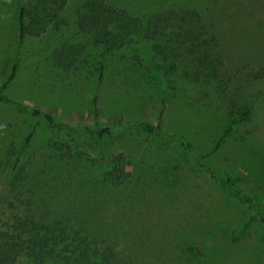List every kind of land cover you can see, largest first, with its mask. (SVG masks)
I'll return each mask as SVG.
<instances>
[{"label":"rangeland","instance_id":"obj_1","mask_svg":"<svg viewBox=\"0 0 264 264\" xmlns=\"http://www.w3.org/2000/svg\"><path fill=\"white\" fill-rule=\"evenodd\" d=\"M85 1L68 0L62 14L67 25L60 32L26 39L9 95L75 125L88 124L94 98L102 124L160 123L183 136L214 173L229 175L243 196L264 198V0H106L113 7H127L143 21L172 8L195 9L205 28L200 38L205 45L192 53L184 28L180 31L186 39L180 44L134 37L108 55L100 86L97 51L75 26L74 9ZM18 7L19 0H0V64L11 61L15 52ZM62 42L83 48L67 74L48 60ZM158 44L167 47L176 63L169 81L173 91L163 92L149 74L161 63L153 48ZM134 52L143 67L128 59ZM5 76L1 67L0 84ZM232 108L236 115L244 109L247 114L223 137ZM29 134L30 146L21 156L27 179L13 191L5 185L14 162L7 148L13 144L18 152ZM50 135L44 125L0 105V213L13 209L45 225L65 216L70 226L105 228L108 241H118L114 246L106 243L114 247L112 264H264V235L257 223L247 224L250 212L244 201L226 195L207 175L193 172L177 139L171 148L144 135L102 146L89 141V153L103 148L121 154L130 165L129 183L106 188L100 187L96 166L59 164L45 149ZM166 167L177 168L174 181L164 175ZM58 173L73 181L71 194L57 181ZM79 185L88 193H79ZM83 209L88 212L84 218L78 216ZM136 229L139 233L132 235Z\"/></svg>","mask_w":264,"mask_h":264},{"label":"trees","instance_id":"obj_2","mask_svg":"<svg viewBox=\"0 0 264 264\" xmlns=\"http://www.w3.org/2000/svg\"><path fill=\"white\" fill-rule=\"evenodd\" d=\"M67 3L68 0H19L15 52L11 61L0 64V68L2 67L6 72L0 84V105L31 118L36 124L44 125L50 130L51 135L46 139L45 149L58 160L59 164L68 167L71 165L70 162H75L84 166H96L101 171L100 187L125 186L131 179L128 170L130 165L121 154H109L103 148L95 154L89 153L85 148L89 141L94 140L102 146L104 142H117L144 135L150 137L158 146L171 148L177 139L179 146L189 157L191 170L207 175L213 182L218 183L229 197L243 200L250 212L247 224L257 223L264 235V198L243 196L229 175L214 173L203 162V157L195 154L188 141L175 131L165 129L160 123L152 124L141 120L120 122L116 125L102 124L96 98L93 100L92 116L88 124L75 125L66 120L56 121L50 111L27 105L9 95L11 85L20 70L24 42L27 38H40L50 30L54 33L60 32L67 25L62 16ZM74 14L77 31L87 35L97 51L98 86L105 77L108 55L130 44L134 37L141 36L149 41L162 37L167 42L172 43L176 40V43L180 44L186 39L180 31L184 28L189 36L187 42L190 51L194 47L202 48L205 45L202 39L200 40L205 28L200 15L192 8H172L143 21L127 7L120 5L113 7L106 0H86L74 9ZM153 48L162 58L161 63L149 70V74L157 80L163 92L173 91L174 88L170 86L169 81L175 72L176 63L171 60V54H168L166 46L158 44ZM82 52L83 48L78 44L62 42L51 50L48 60L53 67L67 74L74 70ZM128 59L135 65L143 67L137 52ZM261 76L258 75L257 79ZM233 109L230 113L231 118L223 127V137L230 135L233 127L246 117V109L237 115ZM30 137L31 134L25 138L18 152L13 144L7 148L6 155L10 159L14 157V162L9 172V181L5 185H9L13 191L22 187V183L27 179L26 166L22 164L21 156L30 146ZM53 165L57 166L56 163ZM176 169V167L164 168V175L169 181H174ZM57 181L66 185L69 194L72 193L70 187L74 184L73 181L69 183V179L63 175L59 176V173ZM81 185L76 190L87 194L85 190H80ZM92 190L98 191L96 186ZM89 195L91 197V194ZM80 214L78 216L84 218L88 212L83 209ZM78 216L76 218H79ZM3 218L6 223L0 224V264H112L111 261L115 258L113 246L118 241H108L105 228L92 227L87 223L70 226L71 220L65 216L56 219L54 224L45 225L35 216L13 212V209L3 210L0 219ZM240 231L241 228L232 232V235L236 236ZM133 232L132 235H136L139 230ZM108 242L113 246L106 244Z\"/></svg>","mask_w":264,"mask_h":264}]
</instances>
